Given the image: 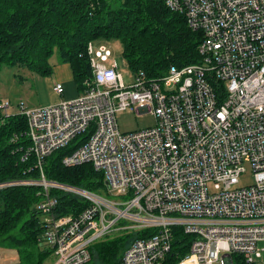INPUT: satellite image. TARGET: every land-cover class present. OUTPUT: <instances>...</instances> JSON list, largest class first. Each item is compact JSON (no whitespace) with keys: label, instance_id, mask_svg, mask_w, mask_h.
Returning a JSON list of instances; mask_svg holds the SVG:
<instances>
[{"label":"built area","instance_id":"1","mask_svg":"<svg viewBox=\"0 0 264 264\" xmlns=\"http://www.w3.org/2000/svg\"><path fill=\"white\" fill-rule=\"evenodd\" d=\"M165 2L202 33L199 63L171 67L158 80L140 72L126 86L117 63L105 64L111 52L90 44L85 92L47 107L21 105L31 143L24 161L35 156L42 176L0 189H46L37 206L44 264H91L97 243L138 232L152 233L129 244L122 264H166L175 228L195 236L176 264H264V0ZM53 90L63 95L64 84ZM134 107L153 114L156 125L121 133L117 114ZM80 136L87 140L62 164H91L111 198L45 179L46 159ZM245 163L255 184L237 188ZM50 188L89 206L60 216Z\"/></svg>","mask_w":264,"mask_h":264},{"label":"trees","instance_id":"2","mask_svg":"<svg viewBox=\"0 0 264 264\" xmlns=\"http://www.w3.org/2000/svg\"><path fill=\"white\" fill-rule=\"evenodd\" d=\"M99 39L120 40L132 72H143L158 80L171 67L183 68L201 61L198 51L202 33L193 31L185 14L170 8L165 0H0V71L3 66H24L50 77V59L58 54L71 67L79 94L92 81L88 47ZM26 118L0 115V184L39 181L36 157L29 156ZM87 136H80L66 148L50 155L43 167L45 179L59 185L90 192L106 189L103 174L91 164L67 168L63 158L72 154ZM46 189L40 185H14L0 189V247L17 251L19 264H44L47 257L39 244L42 224L37 206ZM58 200L60 216L83 211L88 202L71 193L50 188ZM138 232L107 239L92 249L91 264H122L124 251ZM173 249L166 264H176L190 251L194 235L174 229Z\"/></svg>","mask_w":264,"mask_h":264},{"label":"rangeland","instance_id":"3","mask_svg":"<svg viewBox=\"0 0 264 264\" xmlns=\"http://www.w3.org/2000/svg\"><path fill=\"white\" fill-rule=\"evenodd\" d=\"M106 47L112 57L105 64L110 66L112 63H117L118 72L122 75L126 86L133 85L134 73L130 69L126 59L123 56L124 47L120 40L117 39H99L93 42V48L96 52L99 47ZM50 64L53 68L51 79L48 77L32 72L24 66L8 67L3 66L0 71V115L10 116L21 113V105L27 108H38L55 105L59 95L53 90V85L63 83L62 79L69 80L72 78L70 66L64 64L58 54H54L50 59ZM57 71L61 75H56ZM69 81L67 84H70ZM6 103L10 106L6 107ZM117 124L121 133L137 132L149 129L156 125V118L148 112H140L137 107L129 108L128 110L117 114ZM246 172L240 176L237 188H243L255 184L254 171L249 163H245ZM106 198H111L101 191L98 193ZM259 249L264 248V243L259 244ZM18 261L19 257L16 250L5 249L0 247V264H8ZM264 261V254H263ZM48 264H51L48 263Z\"/></svg>","mask_w":264,"mask_h":264},{"label":"crops","instance_id":"4","mask_svg":"<svg viewBox=\"0 0 264 264\" xmlns=\"http://www.w3.org/2000/svg\"><path fill=\"white\" fill-rule=\"evenodd\" d=\"M68 65V64H67ZM70 66V65H68ZM71 69V67H70ZM56 75H61V73L59 71H57V68H56V72H55ZM71 74H72V70H71ZM51 77V76H50ZM48 77V80H50L51 83H53L52 79ZM64 81H62L63 83H65L66 85H64L65 87V92L63 95L59 96L58 98V101L55 102V103H60V102H63L65 100H71V99H74L76 98L79 93L77 91V88H76V85H75V82L73 80V74H72V78L69 80H66V79H62ZM69 81L70 84H67V82ZM54 86V85H53ZM13 262H10L8 264H12Z\"/></svg>","mask_w":264,"mask_h":264}]
</instances>
